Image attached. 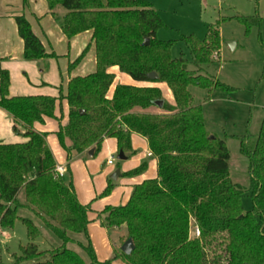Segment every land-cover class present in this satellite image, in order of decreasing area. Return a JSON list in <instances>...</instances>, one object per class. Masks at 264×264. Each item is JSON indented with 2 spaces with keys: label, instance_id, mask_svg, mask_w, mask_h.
Wrapping results in <instances>:
<instances>
[{
  "label": "trees",
  "instance_id": "trees-1",
  "mask_svg": "<svg viewBox=\"0 0 264 264\" xmlns=\"http://www.w3.org/2000/svg\"><path fill=\"white\" fill-rule=\"evenodd\" d=\"M47 2L52 11H67L58 20L68 39L93 31L97 68L87 76L71 78L67 95L61 90L56 97H11L10 74L0 71V107L15 121L14 132L20 134L21 125L25 129L22 135L28 137L24 143L0 142L1 228L13 229L21 220L29 238L12 264H113L119 258L127 264H264V117L254 148L249 134L233 136L249 160L250 178L243 186L230 176L226 140L209 134L203 106L195 104L190 91L192 85L210 92L234 89L201 73L222 46L219 28L211 26L203 40L185 36L191 58H175L172 48L176 41L157 36L166 24L148 0ZM233 18L243 23L247 34L262 24L259 14ZM16 23L25 42V58L55 57L47 53L24 15L17 16ZM90 46L69 70L86 57ZM111 67L136 81L167 83L176 104L165 101L157 86L119 83L109 98L116 79L108 71ZM152 72L157 73L156 80L149 78ZM261 79L264 81V69ZM63 98L69 105V121L56 135L68 160L90 148L97 154L106 138L117 140L119 152L133 155L132 136L136 133L147 139L157 158L156 177L134 185L123 206H107L103 211L105 227L126 228V237L135 245L130 254L115 250L109 260L97 259L87 228L90 205L80 202L71 180L57 175L48 133L35 129L36 123L55 117L57 103ZM157 101H163L162 112H147ZM147 169L148 163L142 162L126 175L137 176ZM112 187L110 181L104 194ZM248 194L253 208L245 211L243 199ZM192 222L200 230L199 236H192ZM43 236L46 249L36 243ZM70 244L78 245L82 252Z\"/></svg>",
  "mask_w": 264,
  "mask_h": 264
},
{
  "label": "rangeland",
  "instance_id": "rangeland-1",
  "mask_svg": "<svg viewBox=\"0 0 264 264\" xmlns=\"http://www.w3.org/2000/svg\"><path fill=\"white\" fill-rule=\"evenodd\" d=\"M147 1V0H146ZM160 13L165 26L158 31L161 40H175L172 48L175 58L184 55L191 58V52L184 40L185 36L194 35L203 40L211 28H219L223 38L222 60L217 61L213 53L210 65L201 73L217 77L221 82L234 87L233 90L216 89L213 92L199 86H190L195 104H202L206 117V129L211 136L216 133L225 139L230 151V176L243 186L249 182V160L240 152V141L236 137L249 134L250 147L254 148L256 137L260 132V126L264 117V81L261 75L264 69V0H148ZM256 16L260 15L262 24L253 27L251 32H245V26L235 15ZM229 41L238 42L235 49H231ZM220 55V50H219ZM263 59V60H262ZM190 69L196 70L193 65ZM141 142V141H140ZM49 147L56 156L59 165H65V151L57 139L52 135L49 138ZM142 153L146 152L145 144L136 146ZM114 165H108L107 160L110 150L105 147L97 154L85 157L82 160H74L71 164V173L68 171L63 176L66 181L74 184L77 197L82 204L93 202L97 209L107 206L117 207L126 204L127 195L130 192V176L126 173L134 171L140 166V160L130 155L126 160H118L114 152ZM117 170L123 174L117 180L111 176ZM155 177V176H154ZM153 177V178H154ZM150 178V179H153ZM110 181L112 189L104 194ZM245 211L252 209L251 197L246 195L243 199ZM192 236L196 235L197 227L192 222ZM88 235L98 255L107 256L109 260L114 254L109 234L102 228V223L94 222L88 226ZM126 238V236L124 235ZM123 237V238H124ZM124 238V239H125ZM29 243L26 225L18 220L13 229H5L0 233V262L14 263V256L21 254V246ZM41 249H46L48 244L45 236L36 240ZM70 247L81 251L78 245L70 244ZM82 252V251H81ZM121 259V258H119ZM123 260V259H121ZM125 261V260H123Z\"/></svg>",
  "mask_w": 264,
  "mask_h": 264
},
{
  "label": "crops",
  "instance_id": "crops-1",
  "mask_svg": "<svg viewBox=\"0 0 264 264\" xmlns=\"http://www.w3.org/2000/svg\"><path fill=\"white\" fill-rule=\"evenodd\" d=\"M66 12L67 11L62 8H56L53 11L50 10L47 0H0V71L4 70L10 74V85L8 89L9 96L13 97L48 95L56 97L60 95L61 90L63 95L66 96L68 93L67 86L71 78L77 76L83 77L96 72L97 55L95 45L92 40L93 31L87 30L86 32L80 33L68 39L62 30L60 21L58 20V18H61ZM22 15H24L28 19L37 37L40 38L41 41H43L47 53H54L55 57H46L39 59L25 58V42L19 34V29L16 23V17ZM89 44H91V46L89 51L85 55L86 57L76 67L69 70L70 64L74 62L78 57H80L81 53ZM237 46L238 42H234V46H231V49H235ZM222 50L223 38L222 46L220 48V57L217 61L222 60ZM108 71L114 73L116 76L115 82L112 85L113 87H111L108 93L109 98L113 96L116 85H118L119 83L143 87L157 86L162 90L163 99L165 101H167L171 105L176 104L173 92L167 83L136 81L133 80L129 74L119 70L118 67H111ZM57 104L58 106L55 112V117H47L45 119V122L35 124V129L38 132L48 133V143L51 134L57 136V139L60 143L59 137L58 135H56V132L61 125H66L69 121V105L66 99L63 98ZM147 112L161 113L162 106L156 104L155 106H152L150 109H148ZM14 124L15 121H13L8 112L4 108L0 107L1 143H24L28 140V137L22 135L25 132V129L21 125L18 126L20 134L14 132ZM228 135L229 134H225L226 138L234 136L231 134L230 136ZM216 136H218L217 133ZM70 144L71 141L67 139L66 145L69 146ZM139 144H145L146 152L142 153L139 149L136 148V146H138ZM60 145L63 151H65L66 153L65 165L69 167L70 171L72 167L71 164L72 162H74V160H82L85 157L95 155V153L93 155L90 154V148L86 152L74 154L73 158L71 160H68V152L65 150L61 143ZM105 145L110 150L109 157L114 156V152H116L118 158L119 149L117 147V140L115 138H106L105 142L102 145V148L105 147ZM132 147L136 151L133 156L140 160V164L142 162L148 163V169L144 173L130 177L129 180L133 185H131L130 192L127 195L128 197L126 203L131 198V193L134 185L141 183L144 180L153 178L154 176L156 177L158 170L157 158L153 154L152 156L149 155V153H151V149L149 148L148 141L144 136L139 133L133 134ZM126 156V159H128L129 155L126 154ZM108 165L113 166L114 163ZM122 174L123 173L120 171V176L118 177V179L122 176ZM89 205L90 210L88 213L90 223L88 224V226L94 222L102 223V228H104L106 233L109 234V239L112 243L113 248L110 252L114 251V249L116 248L121 250L124 242L129 239L127 237H124V235L127 236L126 228L105 227L103 224L104 217L102 215L104 213L103 211L107 207H105L104 209H97L94 207L93 202H91ZM95 254L97 259L103 261L106 259V257H109L110 253L107 256L101 257L95 250ZM113 264L127 263L121 259H116Z\"/></svg>",
  "mask_w": 264,
  "mask_h": 264
},
{
  "label": "water",
  "instance_id": "water-1",
  "mask_svg": "<svg viewBox=\"0 0 264 264\" xmlns=\"http://www.w3.org/2000/svg\"><path fill=\"white\" fill-rule=\"evenodd\" d=\"M149 42H150V39H147L145 41V44L148 45ZM229 44H231V46H234V42H229ZM149 78L156 80L158 78V75L156 72H152V73H150ZM156 103L160 106L163 105V101H157ZM94 153H95L94 148H91L90 154L93 155ZM126 158H127V156H126L125 152L123 150H121L119 152V155H118V160L126 159ZM119 176H120V170H117L115 173L112 174L111 178L116 180V179H118ZM134 248H135L134 242L132 241L131 238H129L124 242V245H123L121 250L123 253L130 254L134 250Z\"/></svg>",
  "mask_w": 264,
  "mask_h": 264
},
{
  "label": "built area",
  "instance_id": "built-area-1",
  "mask_svg": "<svg viewBox=\"0 0 264 264\" xmlns=\"http://www.w3.org/2000/svg\"><path fill=\"white\" fill-rule=\"evenodd\" d=\"M214 57L217 59L219 57V52L216 51L215 54H214ZM150 156H152V153H149ZM107 163L108 164H113L114 163V156H110L107 160ZM57 175L60 176V177H63L68 169L66 166H63V165H57ZM2 232V228H1V222H0V233ZM196 235L199 236L200 235V230L197 228L196 230Z\"/></svg>",
  "mask_w": 264,
  "mask_h": 264
}]
</instances>
